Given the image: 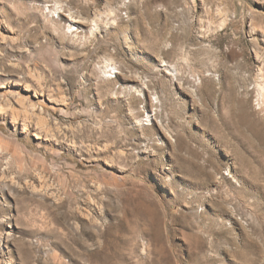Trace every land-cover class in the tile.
Returning a JSON list of instances; mask_svg holds the SVG:
<instances>
[{
	"label": "rangeland",
	"instance_id": "rangeland-1",
	"mask_svg": "<svg viewBox=\"0 0 264 264\" xmlns=\"http://www.w3.org/2000/svg\"><path fill=\"white\" fill-rule=\"evenodd\" d=\"M0 264H264V0H0Z\"/></svg>",
	"mask_w": 264,
	"mask_h": 264
},
{
	"label": "bare ground",
	"instance_id": "bare-ground-1",
	"mask_svg": "<svg viewBox=\"0 0 264 264\" xmlns=\"http://www.w3.org/2000/svg\"><path fill=\"white\" fill-rule=\"evenodd\" d=\"M71 22H73V21H71ZM74 23H76L75 21H74ZM109 67V66H108Z\"/></svg>",
	"mask_w": 264,
	"mask_h": 264
}]
</instances>
